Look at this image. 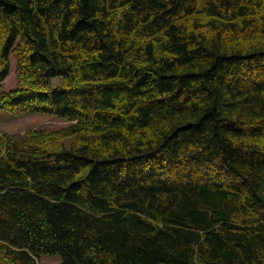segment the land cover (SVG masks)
<instances>
[{"label":"trees","instance_id":"1","mask_svg":"<svg viewBox=\"0 0 264 264\" xmlns=\"http://www.w3.org/2000/svg\"><path fill=\"white\" fill-rule=\"evenodd\" d=\"M12 55L68 122L0 129V264H264V0H0Z\"/></svg>","mask_w":264,"mask_h":264},{"label":"rangeland","instance_id":"2","mask_svg":"<svg viewBox=\"0 0 264 264\" xmlns=\"http://www.w3.org/2000/svg\"><path fill=\"white\" fill-rule=\"evenodd\" d=\"M16 59L11 56V64L9 72L0 86V91H9L17 87L18 80L15 72ZM60 81V77H55L54 82ZM67 119L65 117H58L54 115H42L33 112H21L13 113L9 110L3 109L0 111V129L5 132H25L29 128L50 126L58 129L64 125H67ZM64 143L68 148L72 147V143L75 140V135L67 136L64 139ZM264 190V180L262 182ZM62 258L60 255L44 254L39 258V264H61Z\"/></svg>","mask_w":264,"mask_h":264}]
</instances>
